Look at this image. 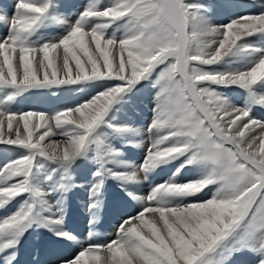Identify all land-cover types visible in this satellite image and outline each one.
Wrapping results in <instances>:
<instances>
[{
	"label": "snow or ice",
	"instance_id": "snow-or-ice-1",
	"mask_svg": "<svg viewBox=\"0 0 264 264\" xmlns=\"http://www.w3.org/2000/svg\"><path fill=\"white\" fill-rule=\"evenodd\" d=\"M57 7L14 0L0 12V147L14 153L0 158V264H16L33 230L78 242L66 217L83 161L90 228L109 182L139 207L59 264H232L243 253L264 264V9L216 23L208 0H84L72 17ZM50 24L59 35H45ZM145 85L151 118L137 127L119 114ZM72 88L89 95L54 113L14 108L33 90Z\"/></svg>",
	"mask_w": 264,
	"mask_h": 264
},
{
	"label": "rangeland",
	"instance_id": "rangeland-1",
	"mask_svg": "<svg viewBox=\"0 0 264 264\" xmlns=\"http://www.w3.org/2000/svg\"><path fill=\"white\" fill-rule=\"evenodd\" d=\"M56 2L58 6L57 12L55 13L56 15L72 17L81 9V5L84 3V0H56ZM208 2L218 6L215 9L212 17L216 23H222L230 16H235L236 14L243 15L260 11L262 9L261 6L264 4V0H208ZM13 5L14 0H0V12H6L9 16H11L13 14ZM223 5H228V7H221ZM61 31L62 29L58 25L50 24L48 30L45 32V35L55 36L59 35ZM254 43L256 42L254 41ZM88 95V89L72 88L33 90L17 99L20 101L19 104L23 103L22 108L15 107L16 104L14 105V108L18 111L35 110L43 111L45 113H54L57 109L76 104L77 102L85 99ZM228 95L232 99L233 103L237 104L238 106L243 105L244 96L241 90L235 88L230 89L228 90ZM153 99L154 92L150 86L145 85L140 89L139 92L136 93L135 96L132 97L131 102L121 110L119 118L122 121H127L137 127L146 125L151 118V105L153 103ZM255 116L258 119L264 117V111H261L257 108L255 111ZM12 155H14V153L9 151L8 148L0 147V158ZM141 156L142 150L140 148L134 147L133 145L127 146L126 158L132 161H139ZM92 170L93 166L91 165L90 161L80 162L72 169V176L75 183H78L77 185H82V187H77L69 193L68 203L73 197L77 200L79 198V194L87 197V187L91 181L90 173ZM168 174L169 173L166 170H162L159 172L158 176L153 177V180L167 179ZM150 183L151 181H143L142 179L141 185L134 188L136 194L144 195ZM124 197L129 203L134 204V210L139 207L135 201L131 200L126 195H124ZM81 199L82 197L79 198L78 201ZM78 205L80 204L78 203L77 206ZM124 209H128L126 204L121 206L118 212L110 221H108L107 224L100 223L97 225V227L94 226L90 228L89 225L83 226L76 221L75 217L77 218L79 216L77 212L69 206V211L66 217V230L72 231V233L77 236V240L81 242L67 245V242L50 240L49 246H52L53 248L50 249L49 254L51 256L55 253L57 254L58 258L57 260H52L43 257L40 260L39 255L43 254V249H39L38 255L35 251H33L32 247L27 245V241L32 237H36L39 241V244H42L45 237L42 236L43 230H33L32 232L26 234L25 238L27 237V239L23 240L19 246L17 253L20 250L21 254H17L16 256V264H37V262L38 264H59L61 257H71V255L80 247V244L88 239V232L90 230L93 232L92 238L98 242H105L110 238H113V233L118 222L122 218H126L129 215H134V213L127 214L126 212H123ZM7 214V211H0V216ZM48 234L49 236L53 237L50 233ZM257 262V256L251 253H243L233 257L232 259V264H257Z\"/></svg>",
	"mask_w": 264,
	"mask_h": 264
},
{
	"label": "bare ground",
	"instance_id": "bare-ground-1",
	"mask_svg": "<svg viewBox=\"0 0 264 264\" xmlns=\"http://www.w3.org/2000/svg\"><path fill=\"white\" fill-rule=\"evenodd\" d=\"M261 8L264 9V4L261 6ZM22 104H23V103H22ZM22 106H23V105H22ZM15 107H17V106H15ZM19 110H20V109H19ZM78 182H79V181H78ZM81 183H82V182H81ZM77 184H78V183H77ZM78 206H79V205H78ZM124 210H125V209H124ZM124 210H123V212H125ZM120 212H121V210H120ZM124 214H126V213H124ZM125 217H126V216H125ZM113 220H114V219H113ZM78 226H79V225H78Z\"/></svg>",
	"mask_w": 264,
	"mask_h": 264
}]
</instances>
